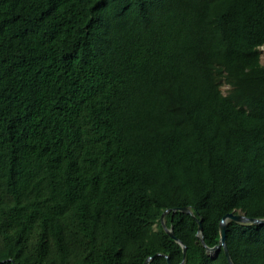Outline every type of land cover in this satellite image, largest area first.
Here are the masks:
<instances>
[{"label": "trees", "instance_id": "obj_1", "mask_svg": "<svg viewBox=\"0 0 264 264\" xmlns=\"http://www.w3.org/2000/svg\"><path fill=\"white\" fill-rule=\"evenodd\" d=\"M263 46L264 0H0V264H230L223 218L264 219ZM226 238L264 264V225Z\"/></svg>", "mask_w": 264, "mask_h": 264}, {"label": "water", "instance_id": "obj_2", "mask_svg": "<svg viewBox=\"0 0 264 264\" xmlns=\"http://www.w3.org/2000/svg\"><path fill=\"white\" fill-rule=\"evenodd\" d=\"M177 211H181V212H185L188 214H193L191 209L183 207V208H179V209H175L172 214H174ZM169 211H166L163 216H162V220H164V217L166 214H168ZM234 221V222H238L241 224H247V225H264V219H254V218H248L245 214L239 212V213H231V214H227L223 220L220 223V233H221V238H220V242L217 246H215L214 248H207V251L209 252V254L211 256H217V252L219 249L223 248L225 250L226 256L230 262V264H234L233 260L231 258L230 252L228 250L227 247V238H226V234H227V228H228V224L229 222ZM165 229L167 230V232L173 237L175 238V235L173 233V228H171L170 230L167 229L165 223L163 222ZM203 232V226H202V222L199 221V234L198 236L201 238L202 243L205 245L204 242V238L202 235ZM180 243V245L183 247V251H184V255H186L187 253V247L185 246V244H183L181 241H178ZM152 260V258L148 259L147 262L145 264H149V262ZM169 261V259H168ZM170 263V262H169ZM184 264V263H183Z\"/></svg>", "mask_w": 264, "mask_h": 264}, {"label": "rangeland", "instance_id": "obj_3", "mask_svg": "<svg viewBox=\"0 0 264 264\" xmlns=\"http://www.w3.org/2000/svg\"><path fill=\"white\" fill-rule=\"evenodd\" d=\"M261 50V62L264 64V46ZM224 94H227L231 90V86L229 84H223L221 87Z\"/></svg>", "mask_w": 264, "mask_h": 264}]
</instances>
